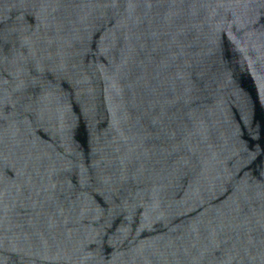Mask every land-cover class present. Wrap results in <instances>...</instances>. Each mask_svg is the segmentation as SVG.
<instances>
[{"label":"water","instance_id":"1","mask_svg":"<svg viewBox=\"0 0 264 264\" xmlns=\"http://www.w3.org/2000/svg\"><path fill=\"white\" fill-rule=\"evenodd\" d=\"M0 264H264V0H0Z\"/></svg>","mask_w":264,"mask_h":264}]
</instances>
